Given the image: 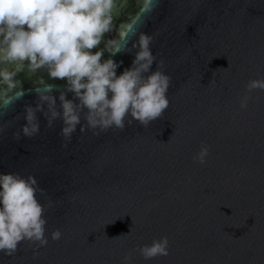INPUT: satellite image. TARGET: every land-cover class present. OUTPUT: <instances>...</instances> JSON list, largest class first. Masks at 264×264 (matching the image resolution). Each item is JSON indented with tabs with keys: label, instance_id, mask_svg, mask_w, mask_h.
Listing matches in <instances>:
<instances>
[{
	"label": "water",
	"instance_id": "95a60500",
	"mask_svg": "<svg viewBox=\"0 0 264 264\" xmlns=\"http://www.w3.org/2000/svg\"><path fill=\"white\" fill-rule=\"evenodd\" d=\"M142 4L117 0L106 35L134 21L114 56L118 75L132 64L140 32L152 35L156 61L171 75L169 106L147 127L133 121L97 134L78 125L66 140L60 119L49 127L37 112L40 131L17 138L41 78L57 105L67 91L44 70H22L23 95L0 98V172L38 179L48 236L46 246L25 240L12 255L0 252V264H122L125 255L130 264H264V90L246 89L264 78V0ZM202 143L204 164L193 159ZM57 228L62 236L53 240ZM165 235L167 255L140 254Z\"/></svg>",
	"mask_w": 264,
	"mask_h": 264
},
{
	"label": "clouds",
	"instance_id": "9594fccd",
	"mask_svg": "<svg viewBox=\"0 0 264 264\" xmlns=\"http://www.w3.org/2000/svg\"><path fill=\"white\" fill-rule=\"evenodd\" d=\"M116 2L0 0V98L11 92L16 98L23 95L16 77L24 69L31 74L44 70L50 78L64 79L67 90L60 92L57 105L53 85L41 78L38 83L42 86L35 88L38 103L26 106V123L14 136L19 138L22 132L31 137L40 131L37 112H43L49 127L60 119V135L71 140L78 125L81 131L87 128L97 134L124 129L133 121L147 127L168 108L172 78L162 70L163 61H156L150 46L152 35L140 32L132 43L136 49L132 64L117 74L122 61L118 63L114 56L129 43L134 21L123 25L117 37H107L114 28ZM155 2L143 0L142 6L150 10ZM106 52L109 55L104 58ZM154 62L157 67L152 70ZM246 89L249 93L264 90V78L251 79ZM249 98L245 95L241 99V108L247 107ZM208 154L209 146L202 143L193 159L204 164ZM42 192L34 175L0 172V252L12 255L25 240L37 248L47 245L45 205L38 199ZM61 236L58 228L51 233L53 240ZM168 251L166 235L139 247L145 259L167 255ZM130 261L131 256L125 255L122 264Z\"/></svg>",
	"mask_w": 264,
	"mask_h": 264
}]
</instances>
